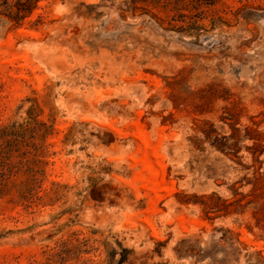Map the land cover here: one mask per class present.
Segmentation results:
<instances>
[{
  "label": "rangeland",
  "instance_id": "1",
  "mask_svg": "<svg viewBox=\"0 0 264 264\" xmlns=\"http://www.w3.org/2000/svg\"><path fill=\"white\" fill-rule=\"evenodd\" d=\"M1 126L0 264H264V0H0Z\"/></svg>",
  "mask_w": 264,
  "mask_h": 264
},
{
  "label": "trees",
  "instance_id": "2",
  "mask_svg": "<svg viewBox=\"0 0 264 264\" xmlns=\"http://www.w3.org/2000/svg\"><path fill=\"white\" fill-rule=\"evenodd\" d=\"M21 18V17H20ZM18 137H23L21 133L10 128L9 126L0 127V143L11 144L13 141L17 140ZM123 258L118 260V264H121Z\"/></svg>",
  "mask_w": 264,
  "mask_h": 264
}]
</instances>
